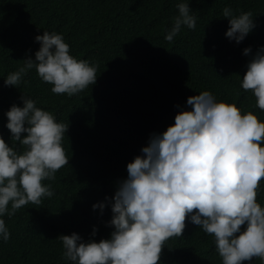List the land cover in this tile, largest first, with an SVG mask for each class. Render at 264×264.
<instances>
[{
	"label": "trees",
	"instance_id": "16d2710c",
	"mask_svg": "<svg viewBox=\"0 0 264 264\" xmlns=\"http://www.w3.org/2000/svg\"><path fill=\"white\" fill-rule=\"evenodd\" d=\"M176 3L0 0V137L16 151L24 150L10 139L4 115L13 103L21 106L24 94L67 125L61 143L69 157L53 179L42 181L51 186L53 196L3 215L9 239L0 240V264H72L62 258L58 235L76 232L85 241L109 238V204L127 177L126 164L143 155L140 149L150 135L174 123L177 112L190 110L188 96L207 90L217 101L233 103L242 114L252 112L264 121V109L256 106L251 90L240 86L247 61L264 46V0H188L195 27L181 26L167 41L164 35L177 14ZM225 6L233 15H253L254 27L240 42L224 35ZM45 30L61 33L71 55L95 64L92 85L71 96L56 94L35 69L19 85H4L7 73L26 57L34 58L39 47L34 37ZM245 47L250 48L247 55ZM256 200L264 207V178L258 182ZM99 202L105 205L102 211L92 208ZM184 223L181 236L163 242L158 264H222L213 236L187 216ZM241 264L262 262L253 257Z\"/></svg>",
	"mask_w": 264,
	"mask_h": 264
},
{
	"label": "clouds",
	"instance_id": "9594fccd",
	"mask_svg": "<svg viewBox=\"0 0 264 264\" xmlns=\"http://www.w3.org/2000/svg\"><path fill=\"white\" fill-rule=\"evenodd\" d=\"M175 7L177 14L164 35L167 41L181 26L195 27L188 0H177ZM221 11L230 40L240 42L254 27L250 11L233 15L228 6ZM34 40L39 42L34 58L26 57L7 73L4 85H19L30 69L56 94L71 96L94 83L95 64L71 55L61 33L45 30ZM249 51L243 49L246 55ZM240 86L251 90L256 106L264 109V46L247 61ZM19 99L21 106L13 103L4 112L5 127L24 150L16 151L0 137V240L5 242L9 230L3 215L53 196L51 186L42 181L53 179L69 158L61 143L67 125L31 97L21 94ZM186 104L190 110L177 112L174 123L150 135L140 149L143 155L126 164L127 177L109 204V238L85 241L76 232L58 235L63 259L72 264H158L163 242L181 236L187 216L213 236L222 264L253 257L264 264V207L256 200L258 182L264 178V121L252 112L242 114L233 103L217 101L207 90L188 96ZM104 206L99 202L92 208L102 211Z\"/></svg>",
	"mask_w": 264,
	"mask_h": 264
}]
</instances>
